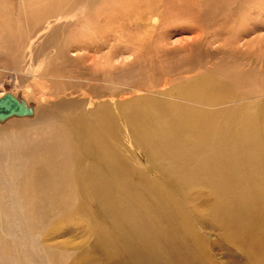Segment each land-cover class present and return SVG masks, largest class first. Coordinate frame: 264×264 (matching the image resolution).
Listing matches in <instances>:
<instances>
[{
  "label": "rangeland",
  "instance_id": "obj_1",
  "mask_svg": "<svg viewBox=\"0 0 264 264\" xmlns=\"http://www.w3.org/2000/svg\"><path fill=\"white\" fill-rule=\"evenodd\" d=\"M80 7L85 12L79 16V21L63 17L61 22L68 21V24L57 30L58 38L64 35L68 42L73 41L70 46L63 45L59 39L56 44V40L48 39V33L28 43L30 34L45 24L47 15L71 13ZM69 34L79 38L69 40ZM208 74L220 81L210 83L204 92L217 86H222L226 92L228 89L248 92L251 85L263 89L242 98L230 96L226 102L221 101L219 93L220 97L215 95L217 101H209L211 106L204 107L212 113L228 114L238 104L252 100L264 104V0H0V96L6 92L14 94L28 108V113L23 107L21 113L0 118V137L19 135V142L23 144L40 137L47 141L50 127L44 124L50 113L57 111L74 116L106 103L114 109L109 111L122 130L123 142L129 147L125 154H136V163L140 165L143 154L124 138V111L132 114V110L148 107V103L157 98L169 99L164 90L172 89L171 93L175 94L177 86L184 91L188 87H199V78ZM25 85L32 87L33 96L30 93L25 96ZM46 94L49 98L40 100ZM178 99V102L194 101ZM196 104L202 105L192 103ZM55 119L52 126L59 125ZM263 153L262 164L242 187L255 189L264 200V180L255 178L259 172L264 174ZM6 155L0 150V166H6L9 159ZM13 164L15 175L22 180L11 187L8 178L1 180L0 264H18L17 259H22L19 263L23 264L34 256L37 258L34 264L42 261L44 252L38 246L42 241L50 245L51 250L63 253L65 264H76L80 257L86 259L84 264H138L121 248L119 254H112L115 245L112 244L114 239L107 238L110 233L98 235L95 227L83 221H63L56 210L54 227H43L52 231L41 237L45 234L37 231V226H42L40 209L37 214L35 202L29 204L33 213L30 221H26L22 196L36 179L37 172L28 155L13 157ZM55 197L62 203L56 193ZM181 199L186 213L204 225L201 231L211 246V264H264V255L260 256L258 251L245 253L221 236V226L212 228V212L202 205L204 195L195 193ZM89 205L95 207L92 202ZM100 239L104 241L101 247ZM16 248H20L21 253H16ZM29 252L33 256L29 257ZM46 259L43 258L44 262L50 263L51 260ZM64 259L58 262L61 264Z\"/></svg>",
  "mask_w": 264,
  "mask_h": 264
},
{
  "label": "bare ground",
  "instance_id": "obj_2",
  "mask_svg": "<svg viewBox=\"0 0 264 264\" xmlns=\"http://www.w3.org/2000/svg\"><path fill=\"white\" fill-rule=\"evenodd\" d=\"M83 12L85 9L80 7L71 13L47 15L45 24L30 34L28 43L48 33V39H59L63 45L70 46L73 41L68 42L64 35L58 38L57 30L64 29L68 21H79ZM63 17L70 19L62 23ZM76 38L79 37L69 34V40ZM199 81V87H188L185 91L177 86L175 94L171 93L172 89L164 90L169 99L157 98L148 103V107L132 110V114L124 111V138L143 154L140 165L136 163V154H125L129 147L123 142L122 130L109 111L113 108L103 103L90 112L74 116L57 111L50 113L44 124V127H50L47 141L40 137L23 144L19 142V135L0 137V150L9 156L6 166H0V186L6 178L10 187L22 180L15 175L13 157L28 155L37 177L22 193L27 210V216L25 213L22 216L30 221L33 212L29 204L35 202L34 211L38 214L40 209L42 225L37 226V231L45 234L41 237L52 231L43 227H54L56 210L63 221H83V224L95 227L98 235L110 233L107 238L114 239L112 244L115 245L112 254H119L121 248L138 264H211V246L201 231L204 225L186 213L181 199L202 194L205 197L202 205L212 212V228L221 226V236L226 241L237 244V248L245 253L258 251L263 256L264 200L255 189H244L242 183L252 178L255 169L262 164L264 104L253 100L240 103L229 115L212 113L204 108L210 105L209 101H217L215 95L219 93L221 101L226 102L230 96L242 98L263 89L251 85L252 91L232 92L228 89L226 92L222 86H217L204 92L210 83L220 80L208 74ZM23 92L25 96L29 93L33 96L30 85H25ZM41 92L44 89L41 88ZM12 95L20 102L21 111L24 107L28 113L26 103ZM48 95L40 100L47 99ZM179 97L194 101L178 102ZM53 117L58 118L55 120L59 125H51L55 124ZM255 178L262 181L264 174L259 172ZM101 242L104 241L100 239V247ZM38 246L44 252L43 258L51 261L46 263L42 258L36 264H60L61 258H66L63 253L51 250L44 241ZM2 247L6 249V246ZM16 249V253H21L20 248ZM31 252L29 257L33 256ZM36 259L34 256L24 260L23 264H31ZM18 260V264L22 263V259ZM85 261L80 257L75 263L84 264ZM61 264H65V259Z\"/></svg>",
  "mask_w": 264,
  "mask_h": 264
},
{
  "label": "water",
  "instance_id": "obj_3",
  "mask_svg": "<svg viewBox=\"0 0 264 264\" xmlns=\"http://www.w3.org/2000/svg\"><path fill=\"white\" fill-rule=\"evenodd\" d=\"M20 102L9 92L0 96V117L4 118L13 113H20ZM22 112V111H21Z\"/></svg>",
  "mask_w": 264,
  "mask_h": 264
}]
</instances>
